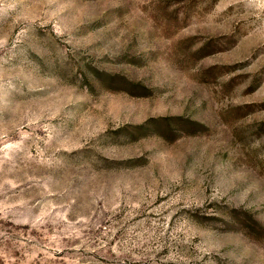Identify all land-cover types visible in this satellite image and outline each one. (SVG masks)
Returning a JSON list of instances; mask_svg holds the SVG:
<instances>
[{"label": "rangeland", "instance_id": "1", "mask_svg": "<svg viewBox=\"0 0 264 264\" xmlns=\"http://www.w3.org/2000/svg\"><path fill=\"white\" fill-rule=\"evenodd\" d=\"M0 264H264V0H0Z\"/></svg>", "mask_w": 264, "mask_h": 264}]
</instances>
